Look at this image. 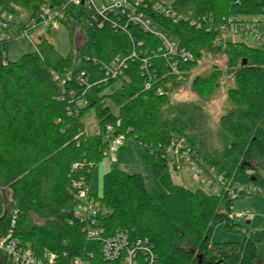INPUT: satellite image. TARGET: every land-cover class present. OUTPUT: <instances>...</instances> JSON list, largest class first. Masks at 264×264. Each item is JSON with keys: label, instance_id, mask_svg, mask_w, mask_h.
Wrapping results in <instances>:
<instances>
[{"label": "trees", "instance_id": "trees-1", "mask_svg": "<svg viewBox=\"0 0 264 264\" xmlns=\"http://www.w3.org/2000/svg\"><path fill=\"white\" fill-rule=\"evenodd\" d=\"M65 2L54 0L52 4L59 7ZM173 7L194 18L213 15L215 22L208 32L205 27L198 30L189 22L174 23L150 12L161 29L195 60L181 67L184 80H179L161 57L150 54L157 77L149 90L139 61L130 62L124 78L108 83L103 82L102 68L119 56H128L136 45L134 40L144 42L151 53L159 48V39L136 27L127 32L108 26L98 29L87 22L82 9L66 10L68 20L74 23L68 26L71 45L76 27L85 32L77 63L72 54L62 56L45 36L36 44L37 50L17 62L7 57L14 40L0 41V239L11 234L38 255L47 251L57 254L60 264H71L77 258L90 264H109L103 259L101 244L87 241L83 224L74 216L77 194L88 188L106 234L124 231L132 240L148 238L160 264H264V238L258 233L248 230L240 243L211 240L214 223L230 230L238 226L233 217L236 200L175 185L169 164L161 158L172 137L179 135L218 174L240 184L264 187L260 172L264 167V52L240 42L216 43L219 29L230 19L264 16V0H175ZM43 9V0H0V17L16 16L19 27ZM205 51L225 55L235 79V87L228 91L234 110L220 122L227 145L218 154L204 153L187 134V117L166 122L160 118L161 110L171 106V93L187 82ZM82 71L90 74V89L77 84ZM54 75L65 84L55 81ZM221 76V71L214 70L206 78L197 77L192 89L207 99L219 88ZM118 82L121 86L106 94ZM81 99L90 105L72 113ZM109 103L117 108V114ZM90 110L96 111L101 135L85 132L82 119ZM171 111L178 114L177 109ZM108 125L115 130L111 138L123 135L127 144L144 150L152 190L142 174L112 170L104 176L103 197H94V169L108 149ZM4 189L11 192L9 211L4 208ZM0 264L14 263L0 257Z\"/></svg>", "mask_w": 264, "mask_h": 264}, {"label": "built area", "instance_id": "built-area-1", "mask_svg": "<svg viewBox=\"0 0 264 264\" xmlns=\"http://www.w3.org/2000/svg\"><path fill=\"white\" fill-rule=\"evenodd\" d=\"M54 0H43L45 9L37 13L23 27H19L20 20L16 16L6 14L0 17V29L8 32L11 28H16L22 38H31V35L37 34L40 29L54 30L64 21L68 20L66 16L67 8L82 9L87 18V22L98 29L111 27L116 31H126L130 27H136L139 30L157 37L160 46L157 51L149 53L145 50L144 42L134 40L136 45L128 56H119L109 64L103 66L105 77L104 83L125 77L131 61H139L141 64V75L145 79L146 90L151 89L152 82L157 77V69L151 58L161 57L170 69V73L184 80L181 67L195 60L194 55L185 48L180 47L170 33L153 20L151 13L163 16L174 23L189 22L191 26L198 30L206 28L210 32L215 22L213 15H206L194 18L192 14H181L177 12L172 0L171 3L161 2L159 0H66L59 7L54 6ZM15 18V19H14ZM15 20V21H14ZM17 20V21H16ZM207 25V26H205ZM264 28V16L238 17L229 20V23L221 27L220 35L216 38V43H237L229 38L244 34L251 35L264 46V35L257 27ZM43 36V35H42ZM15 38L9 36L0 41H10ZM35 50L37 47L35 45ZM7 61H4V65ZM54 80L64 85L65 82L54 75ZM77 84L80 87L90 89V74L82 71L77 75ZM164 93L160 90L159 95ZM90 103L86 99L75 102L73 111L79 113L80 109L86 108ZM114 127H106V138L108 140V149L110 153H115L118 149L127 144L125 136L120 135L111 138L114 135ZM101 135V131L96 132ZM162 159L167 161L175 171L181 170V164L188 165L198 176L202 177V183L206 184V190L216 196L225 195L232 200H237L241 196L264 194L261 187L253 183L240 184L233 178L218 174L216 170L207 165L193 151L188 141L179 135H174L168 146L162 151ZM254 176V171L249 172ZM74 216L83 224V232L89 242L101 244V252L105 262L109 264H160L154 247L148 238H138L132 240L128 233L119 231L114 235H107L106 229L98 219V207L93 198L89 196V189L85 188L77 194V206L74 210ZM0 257H6L14 264H60L59 256L53 252H45L41 255L36 254L29 246H24L22 242L9 234L6 238L0 239ZM71 264H90L83 259L77 258Z\"/></svg>", "mask_w": 264, "mask_h": 264}, {"label": "rangeland", "instance_id": "rangeland-1", "mask_svg": "<svg viewBox=\"0 0 264 264\" xmlns=\"http://www.w3.org/2000/svg\"><path fill=\"white\" fill-rule=\"evenodd\" d=\"M165 3H171L172 0H159ZM24 21L28 20L26 14L22 15ZM15 19V18H14ZM15 21V20H14ZM17 21V20H16ZM71 20H66L54 30L40 29L37 34L31 35V38H21L16 28H11L8 32L0 29V39L9 36L15 38L8 49V59L11 62L19 61L24 55L35 51V45L40 38L45 36L59 51L66 57L73 55L74 62H78V53L85 43V32L81 27H76L74 44L71 45L69 27H73ZM264 35V28L257 27ZM246 44L248 47L255 48L264 52V46L251 35L240 34L229 38ZM214 70L222 73L220 86L215 93L207 98H200L192 89V82L195 78H206L212 74ZM121 86V82L110 87L106 94H111ZM235 87V79L231 73L228 58L223 54H215L205 51L202 61L198 67L190 73L189 79L179 88L175 89L170 95V107L163 108L160 118L163 122L175 121L187 117V134L194 137L199 148L204 153H221L227 145L221 132V118L234 110L233 105L228 99V91ZM113 113L117 114L118 110L109 103ZM172 108L177 109L178 114H172ZM85 132L88 135H95L98 131V120L96 111L90 110L82 119ZM256 164V163H255ZM181 170L175 171L170 166V176L175 185L184 187L191 191L197 189L206 190V184L202 183V177L196 175L186 164H181ZM112 170H122L126 172L140 173L145 177L146 186L149 190L154 187L151 168L144 160V150L141 147L125 144L121 146L117 152L110 153L109 149L105 150L104 158L95 166L92 194L96 198L103 197L104 192V176ZM261 176L264 179V167H261ZM264 192V187L261 188ZM5 209L9 211V203L12 201L11 192L4 189ZM234 223L238 225L234 230L226 228L224 224L214 223L212 242L224 243L234 242L240 243L245 239L248 232L258 233L264 238V194L246 195L237 199L233 206Z\"/></svg>", "mask_w": 264, "mask_h": 264}, {"label": "water", "instance_id": "water-1", "mask_svg": "<svg viewBox=\"0 0 264 264\" xmlns=\"http://www.w3.org/2000/svg\"><path fill=\"white\" fill-rule=\"evenodd\" d=\"M247 64V62L246 61H244V63H243V66H245ZM253 181H254V179H253Z\"/></svg>", "mask_w": 264, "mask_h": 264}]
</instances>
